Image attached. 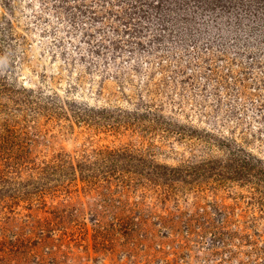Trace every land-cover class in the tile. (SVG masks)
<instances>
[{
	"label": "rangeland",
	"instance_id": "374dc122",
	"mask_svg": "<svg viewBox=\"0 0 264 264\" xmlns=\"http://www.w3.org/2000/svg\"><path fill=\"white\" fill-rule=\"evenodd\" d=\"M0 264H264V0H0Z\"/></svg>",
	"mask_w": 264,
	"mask_h": 264
}]
</instances>
